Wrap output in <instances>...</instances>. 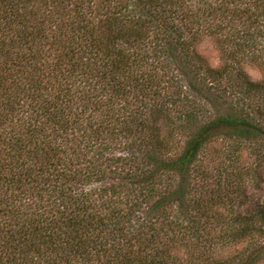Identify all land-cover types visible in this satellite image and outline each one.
Listing matches in <instances>:
<instances>
[{
	"label": "trees",
	"instance_id": "16d2710c",
	"mask_svg": "<svg viewBox=\"0 0 264 264\" xmlns=\"http://www.w3.org/2000/svg\"><path fill=\"white\" fill-rule=\"evenodd\" d=\"M244 152L264 0H0V264H258Z\"/></svg>",
	"mask_w": 264,
	"mask_h": 264
},
{
	"label": "rangeland",
	"instance_id": "374dc122",
	"mask_svg": "<svg viewBox=\"0 0 264 264\" xmlns=\"http://www.w3.org/2000/svg\"><path fill=\"white\" fill-rule=\"evenodd\" d=\"M197 51L207 60L211 66H217L220 62L219 54L210 39H204L197 45ZM246 71L253 80H259L262 77L261 71L253 66L246 65ZM243 163L249 173L245 177V193L238 204L242 208L258 207L264 209V156L257 158L254 155L243 154ZM258 264H264V259Z\"/></svg>",
	"mask_w": 264,
	"mask_h": 264
}]
</instances>
